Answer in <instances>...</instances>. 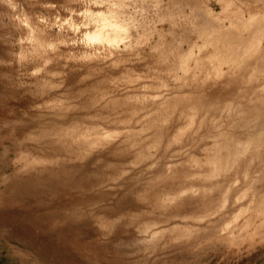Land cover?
Returning a JSON list of instances; mask_svg holds the SVG:
<instances>
[{"label": "rangeland", "instance_id": "374dc122", "mask_svg": "<svg viewBox=\"0 0 264 264\" xmlns=\"http://www.w3.org/2000/svg\"><path fill=\"white\" fill-rule=\"evenodd\" d=\"M230 1L0 0V264H264V156L218 145L264 136V0Z\"/></svg>", "mask_w": 264, "mask_h": 264}, {"label": "bare ground", "instance_id": "6f19581e", "mask_svg": "<svg viewBox=\"0 0 264 264\" xmlns=\"http://www.w3.org/2000/svg\"><path fill=\"white\" fill-rule=\"evenodd\" d=\"M173 3L175 5H178L180 6V4H177V3H181V0H172ZM221 1V4H222V7H223V10H227L228 9V5L229 3L231 2L230 0H220ZM197 7V12L195 13L194 12V18H198L197 16H201L204 18H202V20L204 22H200V25L198 27V33L199 34H204L206 32L207 29H211L213 27V24H210V23H206V17L207 18H210L211 16V12H208L206 9L200 7V6H196ZM253 19H259L261 22L258 24L260 25V30L258 31L259 34H262L264 33V11L263 13H260L256 16H251L250 19H248V21H246L248 24L249 22L252 23ZM250 23V24H251ZM247 25V24H246ZM221 27H224L223 24L220 23ZM254 27V24H251V26L249 28L253 29ZM225 28V27H224ZM224 28H212V33L209 35H207L209 37V40L214 42V44L216 43V41H228L229 40V36L230 34H225V30ZM207 37V38H208ZM206 38V37H205ZM204 38V39H205ZM241 38V37H240ZM242 39V38H241ZM260 40H261V37L258 36V34H256L255 36L252 35L251 37H249V39L245 42V43H242V41H238L236 42L237 45L235 46V48H233V53L231 52V59L233 61H238L240 59V57H236L237 55H240L241 56V59L246 57L247 55L251 56V55H254L256 53H258L259 51H257L258 49V46L260 45ZM232 44V42H230L229 44V47L230 45ZM219 44H216L215 47H218ZM242 51V55L239 54V53H236V52H240ZM252 52V53H251ZM247 53V54H245ZM245 54V56H243ZM261 58L263 60H261L262 62H264V54L261 55ZM243 60V59H242ZM264 66V64H262ZM253 77H257V75L255 74H252L250 76V78H253ZM261 100L264 101V97H261ZM239 108H241V111L242 113L245 112V114H249V113H256V112H260L262 109L260 108V106L257 107V104L254 103V104H247L245 106H240ZM261 130H264V128L260 129L259 132L261 133L262 131ZM222 143L224 144V146H226L227 144L230 143V146H229V154L230 153H235V152H247V157H248V160L251 161V160H255L256 158L258 157H262L264 156V136L257 133L256 135H252L250 137V135H248L246 138H237V137H231V141H224V142H221V143H218V145H221L219 147V149L222 147ZM220 154H219V150L216 152L214 158L212 161H214L215 163H217L215 166H216V170H218L219 168H224V166L226 164H230L231 161H230V156H229V161H227V159L225 158L224 161H221V159L219 158ZM233 156H235V154H233ZM224 166H221L223 165ZM260 208H262L261 210L264 211V193L262 195V201H261V205H260ZM261 211V212H262ZM262 214V213H260ZM263 221H261L262 223ZM151 223H154V222H151ZM151 223H148L147 225L145 226H150ZM228 225V224H227ZM247 225H249V221H247L245 227H247ZM171 227H177V225L175 226H171ZM170 228V227H169ZM149 228H145V230H148ZM166 228H164L163 230H165ZM221 229V228H220ZM163 230L161 229V233H163ZM257 230L254 231V233H256ZM158 235V231H154V234L153 236L157 237Z\"/></svg>", "mask_w": 264, "mask_h": 264}]
</instances>
